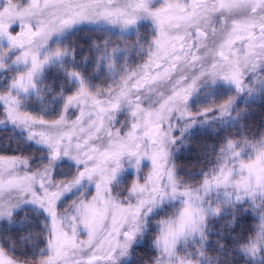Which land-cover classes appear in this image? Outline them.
<instances>
[{"label": "snow or ice", "instance_id": "6c2138e0", "mask_svg": "<svg viewBox=\"0 0 264 264\" xmlns=\"http://www.w3.org/2000/svg\"><path fill=\"white\" fill-rule=\"evenodd\" d=\"M0 264H264V0H0Z\"/></svg>", "mask_w": 264, "mask_h": 264}]
</instances>
